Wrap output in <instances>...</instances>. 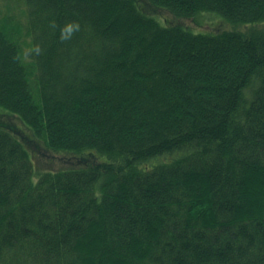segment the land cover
Masks as SVG:
<instances>
[{"label":"trees","instance_id":"trees-1","mask_svg":"<svg viewBox=\"0 0 264 264\" xmlns=\"http://www.w3.org/2000/svg\"><path fill=\"white\" fill-rule=\"evenodd\" d=\"M25 2L35 83L0 26V264H264V0ZM3 116L102 162L35 181Z\"/></svg>","mask_w":264,"mask_h":264},{"label":"rangeland","instance_id":"rangeland-1","mask_svg":"<svg viewBox=\"0 0 264 264\" xmlns=\"http://www.w3.org/2000/svg\"><path fill=\"white\" fill-rule=\"evenodd\" d=\"M145 1V0H144ZM146 8L151 14H156L158 21L164 24H182L194 33H205L217 35L223 32L239 31L248 33L252 27L243 25H235L230 23L226 17L218 13H203L197 19L177 18L168 11L152 7L146 2ZM166 22V23H165ZM0 26L6 28L14 39L20 43L24 53L26 63H31L29 58L31 37L29 33V16L25 0H0ZM264 26V25H263ZM261 26V27H263ZM4 29V30H6ZM258 29L259 26H258ZM32 71L35 72V65H31ZM31 82L36 81V74L30 75ZM0 109H4L0 106ZM13 125H17L24 132L25 137L20 133V138H24L28 146V151L32 157L36 174V181L41 174L45 172L58 171L68 167L86 166L88 162H102V158L98 154L90 152H70V151H55L50 149L46 143L39 141L34 137L31 130L23 127L20 120L14 117L3 116Z\"/></svg>","mask_w":264,"mask_h":264}]
</instances>
